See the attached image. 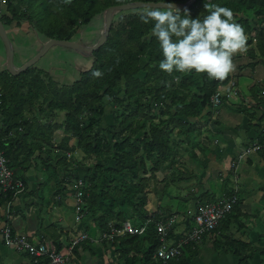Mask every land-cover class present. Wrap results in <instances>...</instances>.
Segmentation results:
<instances>
[{
  "label": "trees",
  "instance_id": "trees-1",
  "mask_svg": "<svg viewBox=\"0 0 264 264\" xmlns=\"http://www.w3.org/2000/svg\"><path fill=\"white\" fill-rule=\"evenodd\" d=\"M136 1L159 2L5 0L2 7L5 13H0V18L10 33L14 31L17 35L21 34L20 29L26 31L30 42L38 50L41 45L40 35L47 39L75 41L81 28H98L92 23L97 17L101 18L103 11L109 6ZM186 1L188 0H173L178 3ZM211 3L227 6L234 11L236 21L241 24L248 37L247 47L250 49H247L246 53L235 55L233 62L237 71L250 68L253 73L255 67L264 64V0H211ZM184 10L181 9L182 12ZM187 10L192 18L199 15L202 19L207 14L204 10V0H196ZM140 11L141 9L117 11L118 15L112 18L106 42L91 57L86 58L78 54L79 58L89 61L92 67L82 72L83 81L76 94L77 100L68 98L63 105L57 107L65 111L62 127L66 133L77 137L76 146H70L68 137L55 141L52 139L53 134H50L44 139L46 141L43 140L42 145H45L42 149L37 148L36 151L29 147L26 151H36V154L31 157L33 152H26L25 160L19 162L14 160L10 151L22 150L18 141L9 139L8 146L7 142L1 141V147L10 151L7 156L14 160L12 167L16 174L24 179L25 185L28 183L24 170L33 166L36 157L41 161H48L49 166L54 162L50 170L44 169L46 187H40L34 193L38 201L29 204L24 211L26 214L35 213L37 219V236L28 238L30 246L37 249L42 244L46 247L47 254L38 257L32 253L31 248L17 251L25 258L26 264H50L49 254L53 249L64 253L67 246L60 240L65 234L63 229L67 228L69 234L74 224L77 231L79 229L95 238L97 232L107 230L111 222L120 226L129 218L146 219L150 212L148 204L151 195L155 200L160 195L161 202L165 197L172 195V192L176 193V189L181 192V183L188 180L186 172L175 170L178 148L184 143L189 145L203 137L214 141V137L222 133L218 122L215 123V131L212 128L211 97L221 85L232 83L234 77L231 72L225 79L219 80L209 79L206 73H196L194 70L190 73L172 74L161 71L158 65L162 55L155 37L151 35L152 25L141 21ZM24 22L27 26H22ZM98 37L99 35L95 36ZM91 43L93 45L96 40L93 38ZM246 57L251 60L242 65L240 62ZM97 71L101 73L100 76L94 75ZM142 73H145L144 76H139ZM130 83H134V86L130 87ZM256 83L259 84L258 81ZM54 91L61 93L58 87ZM239 94H246L247 100L244 101L250 102L246 110L255 112L249 115L251 119L258 117V111L262 113L258 124L264 129V101L259 102L260 96L264 97V89L259 86L252 87L249 94L239 89ZM51 103L50 109L53 104ZM45 109L48 110L47 107ZM237 111L243 114L244 109L240 107ZM204 114H208L206 121L203 119ZM108 115H113L110 117L111 121H104ZM54 149H59L60 152H54ZM75 149L76 151L68 157V150ZM80 179L87 187L84 189V195L78 196L75 185ZM223 182L221 191L227 195L233 194L234 182ZM242 193L240 188L238 196ZM194 194V200L201 198L199 196L196 199ZM209 197L211 195L207 198ZM15 199L13 192L7 195L0 192V205L6 201L12 204L11 216L7 220L0 216V219L10 225H6L10 230L9 236L3 233L6 227L2 229V233L0 231L2 242L6 246L8 237L20 239L24 236L17 232L15 225V219L21 212V209L14 206ZM240 204L241 198L239 202L237 200L234 208L237 210ZM55 206L63 207L66 211L68 225L63 226V223L57 221L44 226L42 210L46 207L51 213ZM78 208L83 214L79 220L76 216ZM236 210L221 223L237 218ZM242 227L245 230L246 226L242 224ZM228 235L222 234L218 238V250L221 246L228 250L227 252L241 255L251 249L249 242L236 241L232 237H228L231 241H227L225 236ZM94 246L114 248L111 260L116 259L117 264H163L154 257L158 254L160 243L153 226L143 235H126L111 242L81 241L75 245L73 253L81 255L82 250H87L95 255ZM185 251L187 253L180 262L168 264H189L190 259L197 255V247L193 249L192 246H187ZM247 261L246 257L238 264H247ZM258 264H264V249L260 252Z\"/></svg>",
  "mask_w": 264,
  "mask_h": 264
},
{
  "label": "clouds",
  "instance_id": "clouds-1",
  "mask_svg": "<svg viewBox=\"0 0 264 264\" xmlns=\"http://www.w3.org/2000/svg\"><path fill=\"white\" fill-rule=\"evenodd\" d=\"M4 1L0 6L1 14L5 13L3 12V8H2ZM136 2H142V1H136ZM151 2L152 1H149V3H144L140 8H136V9H141L139 13L141 21L145 24L151 23L152 25L151 35L155 37L159 46V50L162 55V59L160 60L158 65L161 71L167 74H172L173 72L190 73L194 70L196 73H206L209 79L223 80L230 72L235 70L233 57L237 54H243L247 52L248 37L245 34L244 28L241 26L240 23L236 21L234 11L231 8L227 6H221L219 4L211 3V0H204V10H206L207 14L201 19L199 15L196 16L195 18H192V16L190 15L187 9H185L182 12L179 8H177L174 5L173 0H159V3L158 2L151 3ZM131 10H135V9H131ZM119 11H130V10H119ZM116 12L117 11L113 13L112 18L113 16L116 17L118 15V13ZM112 18H111V22H112ZM99 19H102L103 21V13L101 18L97 17L93 21L92 25L94 27H97L96 23ZM22 26H27V23L24 22ZM97 29L89 30V31H97ZM20 31L22 34L24 33L28 35V33L23 29H20ZM103 31H104V23H103ZM103 31L100 34H95L93 36L96 42L102 37ZM6 32L13 45V58L12 60H10V62H8V53L6 50V46L1 38L5 48V52H4L5 64L3 67L4 68L3 71L0 73V144L1 141H5V143L7 142V146H8L9 142L7 140L9 139H15L16 141H18L19 147L22 150L21 151L10 150V151L14 156V160L15 159L19 160V162H23L25 160L26 152L30 154L31 152H33V154L30 155L32 157L34 154H36L37 148L42 149V147H44L45 145V144L42 145L43 140L47 139V136L50 134H53L52 139H54L55 141H60L63 138L68 137L70 146L73 147L76 146L77 144H72L71 140L76 139L78 142L77 137L71 133H66L65 129L62 127L63 125L62 119H64L65 112L52 111L49 108L50 102H48V99L47 100L44 99L43 102L44 106L42 105L41 102V105H39L36 109H32L28 112L24 111L23 108L26 104H28L27 100H30V97L23 95V93H12V94L5 93L4 87L5 86L8 87L9 85H11V81L9 79H4V81L2 80V76L5 77L7 73H11L12 75L14 74L20 75L30 70L37 71L41 69V67H44L43 69L44 72L49 73L52 71L55 73L56 71H58L57 69H55V67H58L60 69L61 64H64L65 72H62L63 75L60 76L59 79L62 82H68V80L70 81L71 75H73L71 74L70 71H68L69 68H71L69 64V60L63 59L62 56H58L56 58H53L51 56L49 57L48 54L49 53L51 54L54 48L60 47V46H54L48 49L47 52L36 62H30L34 57H36V55L41 51V49L50 39L45 40L41 35H40L41 37L38 35L41 40V45L38 50H36V48L29 41L27 44L17 43L18 51H16V47L13 44L15 42L12 41V39L10 38V34L13 36V32L10 33L8 29H6ZM109 34H110V30H109ZM14 35L16 34L14 33ZM96 35H99V37L95 38ZM14 38L17 39V37ZM27 38L30 39V37ZM74 42H77L84 47H91V46H85L82 42H78V40H75ZM63 52H66V50ZM16 54L18 56H16ZM15 56L17 59L16 64H15ZM43 57H46L45 61L49 62V64H47V66L41 65L37 67ZM73 64L74 63H72V66ZM19 66L21 67L19 68ZM82 72L83 71H79V75L80 73L82 74ZM66 73H67V77L65 78L64 76L66 75ZM94 75L100 76L101 73L97 71L94 73ZM46 79L47 78L45 77L44 80ZM26 81L32 82L29 83L31 85H33L34 84L33 82H35L34 80H26ZM61 81L57 80L56 84L58 85L72 84V83H62ZM56 87L58 86L56 85ZM60 89L61 88H59V90ZM216 96H218L219 99L218 103H216L215 101ZM228 96L229 95H227V97ZM24 97H27V100ZM221 104H222L221 93L219 92L218 89V91L211 97V105H212L211 108L220 106ZM46 107L48 108L49 111L48 110L46 111L45 109ZM260 113L261 112H257L258 117L256 119H251V117L247 115L244 110L242 115H244L246 118L248 117L247 118L248 127L250 129H253L252 130L253 133L254 132L256 133L255 138L257 142L252 144L251 146H248L244 153H240V154L235 153L234 157L230 162L228 169L229 174L226 180H228V182H235L234 186H232L234 189L232 193L237 194L238 202H239V198H238L239 190L240 188L242 189V176H240L241 173L239 170L241 168L242 169L244 168V165L249 161L250 158H252L253 155L261 154L262 152L264 153V129H261V127L258 124L259 119L262 116V113L261 115ZM111 116L113 115L106 116L104 121H111L110 118ZM33 124L42 125L43 128H41L40 132H34ZM204 140L207 139L205 137H203L202 139L199 138L193 141L192 143H190L189 145H186L184 143L185 145L183 144L178 148V153L176 154L177 163L175 164V170L179 171L180 173L186 172L188 180L183 181L181 183V190H182L181 192L180 189H176L177 191L175 192L176 193L180 192L179 194L172 192L173 197L178 199L183 198L184 192L187 188H190L192 186L195 187L194 175L197 168L196 164L198 160V150L201 149V143ZM256 146H259V149H255ZM29 147L31 150H36V151H31V150H29V152L26 151ZM248 149H251L250 153H246ZM0 151L3 153V156L7 160V166L13 172L14 177L17 178L18 176V178H20L24 184V179L21 176L17 175L12 167V162L14 163V160L10 159L7 156V153H9L10 151L8 152V150L2 148L1 145H0ZM75 151L76 149L68 150L67 156L70 157V155L73 154ZM54 152H60V150L54 149ZM186 166L187 168H185ZM166 171H168V169H166ZM0 172H1V163H0ZM158 177H160V173L158 174ZM219 183L220 185L224 184L221 182ZM0 185H1L0 186L1 193L5 195L9 194L10 192L14 193V191L3 192L1 178H0ZM86 187L87 185L85 184V182L82 179H80L75 185V192H77L76 195L78 196L84 195V189ZM27 189H28V184L27 185L24 184V191L22 193L17 195L14 193V196L16 197L15 201L17 200L18 196L25 194ZM155 192L158 193L156 189ZM190 193H189L190 196L185 197V199L192 198L193 193H195V189ZM231 195L233 194L227 195L223 192H220L219 200L223 198V196H231ZM168 197L169 196L165 197L163 201L161 200L160 202V195H158L157 200H155L154 196L151 195L150 197L151 201L148 204V208L150 212L148 213V216L144 220L129 218L124 220V222H122L120 226H117L111 222L109 224V228L107 230H101L100 232H97V236L95 238L89 236L86 232L83 231L77 232V234L71 240V243L70 244L68 243L66 245L67 247L66 250H64V252L67 251L69 247L73 244L74 240L79 238L82 234L88 235L89 238L80 240L79 242L84 240H90L93 242H100L106 240L108 242H111L118 237H123L126 235H143L147 233V231L151 226L154 227V233L159 240L160 243V246L158 248L159 250L162 246V242L158 235L157 223L166 222L170 218H174L175 223L170 231L168 237V244L169 245L174 244L175 242L184 238L186 234L195 227L196 225L195 217L197 214L198 205L212 201L192 199L190 202L194 203V208L196 210L194 218L191 219L189 216L185 215V217L181 221H178L177 219L178 215L170 207L171 204L169 203L171 201L170 202L167 201ZM236 204L237 201L233 205L232 212L229 215H231L234 212L235 209L234 207ZM11 205L12 204L8 203L7 201L3 205H0V216L2 218H5L7 220L11 216V209H12ZM1 208L4 209V214H1ZM156 213H158L159 215H157ZM79 214L81 217H83L82 213L79 212ZM224 219L220 221L219 225L215 230L206 233L199 242L190 243L182 246L180 248L181 254L177 258L171 259L170 261H167L165 263L162 260L157 259L156 256H158V254H156L154 256L155 260L161 261L163 262V264H168L169 262H176V263L180 262L184 257V255L187 253L186 252L187 250L185 251V248L187 246H192V248L195 249L196 247L201 245L208 236L217 235V233L219 232V227H221V222ZM184 220H187V226L184 229H182L183 225L181 223ZM127 223H129L134 228L143 229V232L131 233L129 231H126L124 234H118L116 230H123ZM0 224H1L0 231L2 233V229L9 224L3 221L2 219H0ZM104 234H107L108 236L105 237ZM110 234H112L113 236L110 237L109 236ZM24 237L28 239V236H24ZM219 237H221V235ZM73 257H74V253L72 250V254L68 263H70L73 260Z\"/></svg>",
  "mask_w": 264,
  "mask_h": 264
},
{
  "label": "crops",
  "instance_id": "crops-1",
  "mask_svg": "<svg viewBox=\"0 0 264 264\" xmlns=\"http://www.w3.org/2000/svg\"><path fill=\"white\" fill-rule=\"evenodd\" d=\"M3 1L4 0H0V6ZM3 12H5L4 9ZM13 36L17 37L14 35V31ZM4 61L5 54L0 52V73L4 69ZM247 122V118L245 120L241 119L240 121H236L235 124L232 122L226 127L240 131L238 140H235L233 137H228L226 140L217 138L214 141L204 140L201 143V149L198 150L197 168L194 175V196L196 199L201 196L198 200H205L208 195H212L219 191L222 192L220 184L215 185L214 189L212 186L217 181L221 183H224L223 181L228 182V180H226L228 177L227 172H229V165L237 148L247 140L256 137V133H253V129L248 127ZM41 128H43L42 125L33 124L34 132H40ZM223 134L224 132H222V135ZM221 141H225V149H221L222 147L219 145ZM35 166L36 165L24 170V177L27 180L28 189H30L33 194L36 190L40 189V186L46 185V182H44L46 171L44 169L34 170ZM185 168H187V166ZM242 170L243 197L241 198V204L237 207V210L236 208L234 209L236 210L235 214H237V218L235 217L232 221L227 223H221L217 235L208 236L204 242L197 247V255L190 259L189 264H238L241 259L246 257L248 258L247 264L259 263L260 252L264 249V209L260 204V202L264 200V153L253 155ZM247 178L250 181L253 180L257 182L258 185L253 182L251 186H246ZM255 187H259L261 190L256 192ZM21 197L22 198L17 199L14 204L16 209H21V212H19L15 219V225L18 229L17 232L24 236H28V238H33L37 236V231L35 229L37 225L36 215L35 213H24L26 208L20 205V200L28 198L27 193L21 195ZM169 199H171L170 201L177 200L189 203L193 197L190 199H185V197L178 199L173 197V195H169L167 200ZM59 210L63 212V215L59 217L58 222L63 223V226L68 225L69 223L66 222V218L68 217L66 211L63 207H59ZM1 214H4L3 208H1ZM181 224L183 225L182 229H184L187 226V220H184ZM242 224L246 226L245 230ZM59 226L61 227L62 225L59 224ZM229 229L231 230V234ZM63 230L65 234L61 236L60 240L63 241L65 245L73 239L78 231H81L79 229L77 231V226L75 224L69 234L66 231L67 228ZM59 233H61L60 230ZM222 234H230L225 236V238L232 237L236 241L251 243V249L244 254L242 252L241 255H234L231 252H227L228 250H225L221 246H219L218 250L216 242H218V238ZM227 241H231V239L228 238ZM113 250L114 248L112 247L94 246L93 251L96 252L95 255H92L87 250H82L81 255H74L70 264H117L116 259L111 260ZM204 252L208 258L206 261L203 259ZM6 259L10 260L11 264H26L25 258H23L21 254L19 255L13 248L4 245L0 236V264H5Z\"/></svg>",
  "mask_w": 264,
  "mask_h": 264
},
{
  "label": "rangeland",
  "instance_id": "rangeland-1",
  "mask_svg": "<svg viewBox=\"0 0 264 264\" xmlns=\"http://www.w3.org/2000/svg\"><path fill=\"white\" fill-rule=\"evenodd\" d=\"M66 1L69 2L70 0H66ZM142 2H144V1H142ZM152 2H154V1H152ZM96 25L98 27L97 31H89L85 28H81V30L78 32L77 40L82 41V43L85 46H92L91 40L93 39V36L95 34H100L103 31L102 19H99L97 21ZM33 35H35V34H33ZM15 36H17V39H15L10 34V38L12 39V41L15 42L13 44L16 47V51H18L17 43L27 44L30 41V39L27 38L30 36H28L24 33L23 34L22 33L17 34ZM42 37H43V39L47 40L46 37H44V36H42ZM21 40H24V41L21 42ZM255 45H256V43H255ZM247 49H250V47H247ZM65 50L67 53L63 52ZM0 52H2V53L5 52L4 44L1 40V37H0ZM23 53H24V51H23ZM16 56H18V55L16 54ZM16 56H15V64L17 62ZM48 56L49 57L51 56L53 58H56L58 56H62L63 59L69 60V64H70L71 68H69L68 71H70L71 74H73L70 77V81L68 80V82H62L59 79V77L63 75L62 72H65L64 71V67H65L64 64H61L60 69L58 67H55V69L58 70L55 73L52 71L49 73L44 72L43 71L44 67H41V69H39L37 71H31L30 70V71H26L20 75H15L14 73H13L14 75H12L11 73H7L5 77L2 76L3 81H4V79H9L11 81V85H9L8 87H6L4 89L5 93H7V94L23 93V95L30 97V100H27V97H24L28 101V104H26L23 108L24 111H26V112H28L32 109H36L39 105H41V102H42V105L44 106V104H43L44 99H48V102H50V103L52 102L54 104L53 105L51 103L52 104V107H51L52 111H54V112H59V111L65 112L63 109L57 108V107H60L61 105H63L64 102L66 101V99H68V98L72 99L73 101L77 100L76 94H77L79 87L82 85V81H83L82 74L80 73V75H79V71H86V70L88 71L92 67V64L89 61H87L84 58H79L78 53L73 51V49H69L66 47L54 48L52 50V53L51 54L49 53ZM46 57H43L41 59L39 65L37 67H39L41 65L47 66V64H49V62L45 61ZM250 60H251L250 57H246V58L242 59V61L240 63L242 65H245ZM72 63H74L73 66H72ZM20 67L21 66H19V68ZM251 70L252 69H250V68H246V69L241 70V71L238 70L241 73L239 75V72L237 71V66L235 65V70L231 72L234 79L232 80V83L230 84V85H233V84H235V85H233V86L221 85L219 87V92L221 93L222 104L220 106L211 108V110H212V121H211V123H212V128L215 131V129H216L215 123L218 122L219 123V129L222 132H224V134L222 135V133H221L220 135H218V137L213 136L214 140H216L217 138H223V140H226L228 137H233L235 140H238L240 137L239 136L240 131H236L235 129H229L226 127L229 124H231L232 122H234V124H235L236 121H240L241 119L242 120L246 119V117L244 115L240 114L237 111L238 108H240V107L243 108L247 115H251L254 113L251 110H248V109L246 110V107L250 106V104H249L250 102L244 101V100H247L246 94L240 95L239 89H242L247 94L252 92V87L259 86V87H262V89H264V64H260L257 67H255V71L253 73ZM144 74L145 73H142V76H144ZM45 77L47 78L46 80H44ZM64 77L65 78L67 77V73ZM26 80H34L35 82H33L34 84L31 85L29 83H32V82L26 81ZM57 80L61 81L62 83H72V84L58 85V84H56ZM256 81H258L259 84H257ZM138 83L140 84V82H138ZM56 85L58 86V88H61L60 89L61 93H57L54 91V89L56 88ZM133 86H134V83H130V87H133ZM260 92L263 93L262 90ZM66 93H68V94H66ZM227 95H229V96L227 97ZM263 101H264V97L261 98V96H260L259 102H263ZM261 108H263V107L261 106ZM258 112H260V111H258ZM203 119L206 121L208 119V114H204ZM244 125H245V122H244ZM256 142L257 141H256L255 137L247 140L245 143H243L242 145H240L237 148L236 153L237 154L244 153L248 146H251L252 144H254ZM71 143L77 144V140L72 139ZM219 145L222 147L221 149H225V146H226L225 141H221L219 143ZM35 162H36V166H35L34 170H37V169H45V170L48 169V170H50L54 164V162H53V164L51 166H49L48 161H45L44 159H43V161H41V160H39L38 157H36L34 159L33 166H34ZM239 171L241 173L240 176H242V171H243L242 168ZM227 174H229V172H227ZM141 176H144V175L142 174ZM44 182H46V181L44 180ZM253 182L256 185H258L257 182H255L253 180L250 181L247 178L246 186H251V184ZM217 184H220V183L217 181L212 186V188L214 189L215 185H217ZM40 187H46V185H42ZM194 189H195L194 186L187 188L184 192V197H188V194L190 192L194 191ZM255 190L257 192L258 190H261V188L259 189V187H255ZM26 193H27L28 198L20 200V203H21L20 205L23 208H27V206L29 204L35 202L36 200L38 201L37 196L35 197V195L32 193V191L30 189H27ZM219 197H220V191L213 193L211 195V197L205 199V201L210 200L212 202H217L219 200ZM242 197H243V195L238 196L239 199ZM20 198H22V197L21 196L17 197V199H20ZM170 200L171 199H169L167 201L170 202ZM169 204H171L170 205L171 209L178 215V218H177L178 221H181L185 217V215L189 216L191 219L194 218L196 210H195V208H193V202L187 203V202H180V201L172 200ZM260 204L264 209V200L262 202H260ZM48 211L49 210H47V208L45 207L41 213V216H42L41 218L43 220L44 226L45 225L49 226L51 222L57 223L59 217L63 215V212H61V210H59L58 206L54 207L53 212L51 211V213H49ZM15 251H17V250H15ZM203 259H204V261H206L208 259L205 252L203 254ZM5 264H11L10 260L6 259Z\"/></svg>",
  "mask_w": 264,
  "mask_h": 264
},
{
  "label": "built area",
  "instance_id": "built-area-1",
  "mask_svg": "<svg viewBox=\"0 0 264 264\" xmlns=\"http://www.w3.org/2000/svg\"><path fill=\"white\" fill-rule=\"evenodd\" d=\"M215 101L216 103L219 102L218 96H216ZM255 149H259V146H256ZM250 152L251 149H248L246 151V153ZM0 163V178L2 181L3 192L14 191L16 195L22 193L24 191V184L20 178L14 177L13 172L8 168L7 160L5 159L1 151ZM236 201L237 194L233 193V195L231 196H223V198H221L217 202H206L203 204H199L195 217V227L191 231H189L184 238L171 245L168 244V237L175 223V219L170 218L166 222H158L157 231L159 238L162 242V246L158 250V256H156V258L162 260L165 263L167 261H170L171 259L177 258L181 254L180 248L182 246L190 243H197L203 238L206 233L215 230L219 225L220 221L232 212L233 205L236 203ZM76 213L77 219L79 220L81 218L79 214V208L76 210ZM126 231H129L131 233H141L143 232V229L134 228L129 223H127L123 230H116L118 234H124ZM3 233L9 236L10 230L8 226L5 228V230H3ZM104 236L106 237L108 235L104 234ZM109 236L112 237L113 235L110 234ZM87 238H89L88 235L82 234L79 238L74 240L73 244L64 253L58 252L53 249L52 252L49 254L50 264H67V262L70 260L73 247L80 240ZM7 245L19 252L31 248L32 253H35L38 257L47 254L46 247L40 244V247L35 249L30 246L28 239L24 236H22L20 239H10L8 237Z\"/></svg>",
  "mask_w": 264,
  "mask_h": 264
},
{
  "label": "water",
  "instance_id": "water-1",
  "mask_svg": "<svg viewBox=\"0 0 264 264\" xmlns=\"http://www.w3.org/2000/svg\"><path fill=\"white\" fill-rule=\"evenodd\" d=\"M195 2L196 0H188L184 3L174 2V5L181 10V9H188ZM144 3H149V2H131V3H126L122 5L110 6L107 9H105L103 12V23H104L103 35L93 46L84 47L80 45L79 43L74 42L72 40L67 41V40H60V39H50L44 45L41 51L36 55V57H34L30 62H36L47 52L48 49L54 46H60V47H66L69 49H73L74 51L78 52L83 57H86V58L91 57L93 53L107 40V36L109 34V30L111 27V18H112L113 13L119 10H131V9L140 8ZM151 3H155V2H151ZM0 37L4 41V44L6 46V50L8 53V62H10V60H12L13 58V45L7 35L6 29L1 19H0Z\"/></svg>",
  "mask_w": 264,
  "mask_h": 264
}]
</instances>
